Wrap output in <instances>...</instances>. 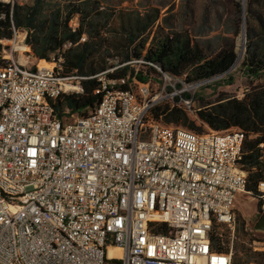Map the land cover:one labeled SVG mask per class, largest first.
Wrapping results in <instances>:
<instances>
[{
    "label": "built area",
    "instance_id": "2783aa9c",
    "mask_svg": "<svg viewBox=\"0 0 264 264\" xmlns=\"http://www.w3.org/2000/svg\"><path fill=\"white\" fill-rule=\"evenodd\" d=\"M22 30L11 38L18 54H1L0 264H231L243 131L196 132L150 115L169 101L197 116L196 91L214 76L161 70L153 88L108 78L109 67L94 74L92 110L58 117L53 101L81 93V76L63 73L60 52L30 61L14 46ZM257 189L264 212V181ZM223 225L229 247L218 250L211 234Z\"/></svg>",
    "mask_w": 264,
    "mask_h": 264
},
{
    "label": "trees",
    "instance_id": "16d2710c",
    "mask_svg": "<svg viewBox=\"0 0 264 264\" xmlns=\"http://www.w3.org/2000/svg\"><path fill=\"white\" fill-rule=\"evenodd\" d=\"M263 7L264 0L244 3L246 40L242 65L250 76L260 77L264 70ZM74 16L78 24L72 27L69 21ZM13 28L25 30V41L32 56L50 59L51 53L57 56L60 52L63 73L81 76V93H61L52 103L54 113L65 118L73 113L87 114L97 105L100 94L94 89L99 80L94 74L109 67L113 69L106 72L108 78L135 77L153 85L161 80L157 79L161 70L174 75L185 73L189 79L209 78L225 73L236 58L233 38L194 35L188 28L179 27L167 14L160 15L155 7L111 9L99 0H59L51 5L47 0L31 3L0 0V54L6 51L3 43L12 37ZM83 34L85 39L80 40ZM6 62L7 58L0 56V65ZM200 106L197 118L205 128L182 107L169 101L153 106L150 115L196 132L205 131L206 126L214 130L240 128L243 139L238 163L246 171L245 189L257 197L259 209L261 199L257 188L264 181V80L255 83L250 80L241 97L221 91ZM235 218L239 230L245 220L240 214ZM211 240L215 249L229 247V238L223 229L221 235L212 232ZM232 250L231 264L264 261V250H253L244 239L233 240Z\"/></svg>",
    "mask_w": 264,
    "mask_h": 264
},
{
    "label": "rangeland",
    "instance_id": "374dc122",
    "mask_svg": "<svg viewBox=\"0 0 264 264\" xmlns=\"http://www.w3.org/2000/svg\"><path fill=\"white\" fill-rule=\"evenodd\" d=\"M3 1V0H2ZM19 3H31L33 0H13ZM48 3L56 4L59 0H47ZM103 6H107L111 9L118 8H137L139 10H146L155 7L159 10L160 15L167 14L170 20L176 22L179 27L188 28L194 35H208L217 36L224 40V37H230L234 39L236 58L231 67L225 72L214 76L206 80L197 89V99L200 104H206L207 101L214 99L219 92L223 91L226 95L241 97L244 91L248 88L250 80L253 83L262 82L264 80V70L261 72L260 77L250 76L246 74L242 65L243 54L245 50V38H243V27L245 29L244 19V3L245 0H99ZM238 3V4H237ZM240 7V10L238 11ZM264 11V7H263ZM238 13V14H237ZM72 27L77 26L78 18L74 16L69 21ZM22 30V29H20ZM23 31V30H22ZM152 34V33H151ZM12 38V37H11ZM8 38V39H11ZM18 38H22L21 36ZM17 38V39H18ZM24 39V37H23ZM221 42V41H219ZM6 46V54H10L12 49V55L16 56L18 53L13 49V41H5L3 43ZM14 46H18L14 43ZM29 54V60L33 61L34 56L30 53L29 49L26 50ZM21 60H24L26 56L19 54ZM53 53L50 54L52 56ZM1 56V54H0ZM160 80V78H157ZM161 81V80H160ZM165 84H169L166 80ZM151 87H155L156 83ZM202 98V99H200ZM161 101L160 103H162ZM189 116L195 119L197 124H202L198 120L197 116L188 113ZM79 115L73 113L69 118ZM202 127L205 126L202 124ZM232 207L235 209V214H240L245 220L243 227L236 229L233 232V240L244 239L253 248V246H259L264 242V229H256L255 223L258 218L264 212H261L257 207V197L252 196L246 190H237L234 195ZM236 220V218H235ZM223 230L230 234V229L223 225ZM264 246V245H262ZM253 250H264V248H256ZM254 262V261H251Z\"/></svg>",
    "mask_w": 264,
    "mask_h": 264
},
{
    "label": "bare ground",
    "instance_id": "6f19581e",
    "mask_svg": "<svg viewBox=\"0 0 264 264\" xmlns=\"http://www.w3.org/2000/svg\"><path fill=\"white\" fill-rule=\"evenodd\" d=\"M14 43L18 44V46H16L17 48L28 49V46L26 45L25 39H23V38L16 39ZM108 249H109V251H108L109 254H112L113 251L116 250L115 247H109Z\"/></svg>",
    "mask_w": 264,
    "mask_h": 264
},
{
    "label": "water",
    "instance_id": "95a60500",
    "mask_svg": "<svg viewBox=\"0 0 264 264\" xmlns=\"http://www.w3.org/2000/svg\"><path fill=\"white\" fill-rule=\"evenodd\" d=\"M243 38H245V29H244V27H243ZM255 228L256 229H264V213L261 214V216L256 221Z\"/></svg>",
    "mask_w": 264,
    "mask_h": 264
}]
</instances>
